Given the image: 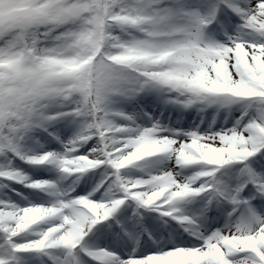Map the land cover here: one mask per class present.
Returning <instances> with one entry per match:
<instances>
[{
    "label": "snow or ice",
    "instance_id": "1",
    "mask_svg": "<svg viewBox=\"0 0 264 264\" xmlns=\"http://www.w3.org/2000/svg\"><path fill=\"white\" fill-rule=\"evenodd\" d=\"M0 264H264V0H0Z\"/></svg>",
    "mask_w": 264,
    "mask_h": 264
}]
</instances>
